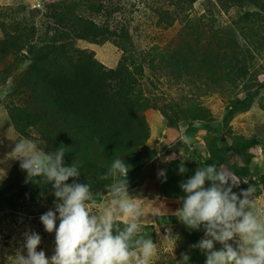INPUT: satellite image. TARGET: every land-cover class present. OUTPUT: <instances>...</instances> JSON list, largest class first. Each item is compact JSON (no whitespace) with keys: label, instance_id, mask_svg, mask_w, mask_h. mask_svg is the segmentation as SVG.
I'll use <instances>...</instances> for the list:
<instances>
[{"label":"rangeland","instance_id":"obj_1","mask_svg":"<svg viewBox=\"0 0 264 264\" xmlns=\"http://www.w3.org/2000/svg\"><path fill=\"white\" fill-rule=\"evenodd\" d=\"M49 1L56 0H0V21H5L14 35L29 33L33 36L35 32V40H40L46 32L44 6ZM111 1L117 5L111 23L128 26L133 46L139 52L173 56L164 58V62L162 58H154V68L149 64L151 58L144 61L145 72L140 87L145 96L152 98V103L155 104L153 98L157 101L144 111L150 136L146 141L147 148L141 150L143 157L137 159L143 165L134 174H128L129 193L144 201L146 214L141 220L142 225H154V242L159 245L155 264H205L206 254L192 247L203 238V229L190 230L178 218L174 222L159 223L157 217L148 215V212L153 207H159L162 215L175 216L173 213L181 207L180 197H167L159 182L161 178H158V172L164 169L173 154L181 160L193 162L197 169L205 167L210 150L220 145L221 141L232 145L253 136L259 137L261 144L250 149L255 155L250 165V178L240 179L226 164L219 169L236 182L237 186L232 189L234 193L241 194L242 190L251 188L258 204L264 205L261 189V176L264 174V0H239L236 4L234 1L226 10L221 9L215 0H166L168 4H184L185 11L174 10L175 19L171 25L162 22L163 19L159 21L154 11L160 5L164 7L165 0ZM211 13L214 15V28L230 34L239 61L236 75L226 80H220L223 75L218 65H221L222 58H216L205 42L200 43L198 38H191L187 32V23L191 24L197 18L204 20L201 21V29L208 27L205 22L211 20ZM203 23L206 25L202 26ZM3 39L0 25V42ZM76 44L94 50L96 58L108 67H115L123 53L112 42L96 45L78 40ZM2 46L0 43V181L10 174L16 163L9 154L15 146V139L24 138L13 127L7 101L19 95L24 105H37L44 117L50 111L49 101H46L47 96L42 94L40 86L24 81L23 72L29 65V58L24 57L26 50L17 55L6 53ZM194 102L198 104L192 108L190 105ZM165 104H175L174 109L185 114L173 126L167 125L168 121L161 112L160 108L166 107ZM60 120V116L56 119L48 115L47 118L51 125L58 124ZM43 125L42 120L41 128ZM39 130L33 129V136ZM182 136L189 137L190 144L183 143ZM50 144V139L43 142L46 148ZM135 152L120 153L118 158L125 163L136 162ZM230 153L227 151L225 155ZM235 161L242 163L237 156L231 157L229 162L232 164ZM27 178L21 182H26ZM73 179L70 178L68 183H72ZM106 186L91 190L98 204L108 201ZM7 198L0 205V264H13L14 255L23 243V232L28 229L42 237L37 250H44L49 257L53 255L55 233L45 231L40 216L55 206L46 197L31 204L21 201L12 204ZM169 229L171 239L162 243L161 237L167 235ZM215 247L219 250L222 245L216 243ZM185 255L189 258H184Z\"/></svg>","mask_w":264,"mask_h":264},{"label":"trees","instance_id":"obj_2","mask_svg":"<svg viewBox=\"0 0 264 264\" xmlns=\"http://www.w3.org/2000/svg\"><path fill=\"white\" fill-rule=\"evenodd\" d=\"M215 1L221 9L226 10L234 1L236 4L239 0ZM183 5H174L172 2L168 4L165 0L164 7L160 5L154 11L158 14L159 21L163 19L162 22L171 25L175 19L174 10L185 11ZM44 7L47 17L46 32L40 40H35V32L33 36L29 33L14 35L6 22L0 21L4 33V39L0 43L6 53L18 55L26 50L24 57L29 58V65L23 72L24 81L40 86L50 104L48 115L56 119L60 116L61 120L58 124L51 125L47 121L48 115L44 117L37 105H24L19 95L7 101L8 114L17 133L40 142L41 150L55 152L58 148H63L66 166L75 163L80 168L79 183L89 184L91 190L97 189L112 182L111 179L103 181L98 177L107 171V166L120 153L136 151V160L143 157L141 150L147 148L146 141L150 136L144 111L154 104L152 98L145 96L140 87V80L145 72L144 61L145 58H151L149 64L154 68V58H162L161 61L164 62V58L173 56L139 52L133 46L128 26L111 23L117 11V5L111 0H56L47 2ZM210 15L211 20L205 22L208 27L201 29V21L204 20L193 18L196 23H187V32L191 38H198L200 43L205 42V46L211 49L216 58H222L218 69L223 75L220 80H226L239 70L235 44L229 33L214 28V15ZM204 25L206 24L203 23L202 26ZM78 40L96 45L112 42L123 53L115 67H108L96 58L94 50L77 46ZM153 99L156 104L157 100ZM197 104L198 102H194L190 106L194 108ZM174 105L165 104L166 107L160 108L168 126L175 125L185 115L184 112L175 110ZM42 120L45 125L41 128ZM35 128L40 130L33 136L32 130ZM48 139L51 144L46 148L43 142ZM259 144L261 140L254 136L232 145L223 140L210 150V156L206 158L204 165L214 164L220 170L219 167L226 164L240 179L250 178V165L255 156L250 149ZM227 151H231L229 156L225 155ZM236 156L242 163L235 161L230 164V158ZM181 161L175 157L163 169L166 170L167 179L165 181L161 177L159 182L167 197L184 196L180 182L186 181L197 170L193 162L183 160L188 171L181 174ZM126 164L130 167L131 175L143 165L140 160ZM25 177L27 173L21 170L20 162L16 161L10 174L0 181V205L7 197L12 204L14 201L31 204L46 197L55 206L56 198L51 184L47 185L42 178H27L26 182H21ZM261 183L264 192V174L261 176ZM229 184H232L231 180ZM236 186L237 184L232 189ZM157 221L174 222L177 217L162 215L157 217ZM142 231L155 240L153 224L143 225Z\"/></svg>","mask_w":264,"mask_h":264},{"label":"clouds","instance_id":"obj_3","mask_svg":"<svg viewBox=\"0 0 264 264\" xmlns=\"http://www.w3.org/2000/svg\"><path fill=\"white\" fill-rule=\"evenodd\" d=\"M181 140L191 142L187 136ZM9 154L11 160L20 162L29 179L42 178L51 184L56 198L54 209L40 216L45 231L55 233L53 255L37 250L42 237L28 229L13 264H155L159 245L142 231L144 201L130 195V167L123 160L115 158L98 177L112 180L106 186L107 203L98 204L91 186L77 182L80 168L75 163L65 166L63 148L47 152L33 139L17 138ZM168 159H175V154ZM187 171L182 160L179 172ZM161 177L166 181V170L158 172ZM70 178H75L72 183H68ZM235 185L214 164L198 167L194 175L180 182L185 195L173 215L190 230H204L203 238L192 247L206 254L205 264H264V205L258 204L251 188L234 193ZM149 214L161 217L163 213L153 207ZM170 239L169 229L161 240ZM216 243L222 245L219 250Z\"/></svg>","mask_w":264,"mask_h":264}]
</instances>
